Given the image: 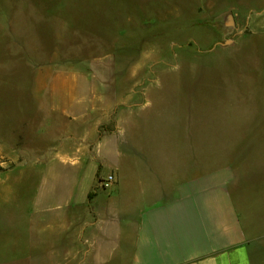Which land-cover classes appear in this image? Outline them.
<instances>
[{"label":"rangeland","instance_id":"rangeland-1","mask_svg":"<svg viewBox=\"0 0 264 264\" xmlns=\"http://www.w3.org/2000/svg\"><path fill=\"white\" fill-rule=\"evenodd\" d=\"M127 73L154 106L181 107L202 141L181 148L203 173L233 167L241 215L264 217V0H0V134L13 155L25 140L26 168L49 142V105L112 104Z\"/></svg>","mask_w":264,"mask_h":264},{"label":"crops","instance_id":"crops-1","mask_svg":"<svg viewBox=\"0 0 264 264\" xmlns=\"http://www.w3.org/2000/svg\"><path fill=\"white\" fill-rule=\"evenodd\" d=\"M125 76L112 104L49 105L32 167L25 140L13 155L0 134V161L16 163L0 168V264H264V217L241 215L235 169L203 173L201 154L180 146L200 144L201 129L125 81L144 74Z\"/></svg>","mask_w":264,"mask_h":264},{"label":"built area","instance_id":"built-area-1","mask_svg":"<svg viewBox=\"0 0 264 264\" xmlns=\"http://www.w3.org/2000/svg\"><path fill=\"white\" fill-rule=\"evenodd\" d=\"M113 180H114L113 175H110L109 177H107L106 182H107V183H108V182H112Z\"/></svg>","mask_w":264,"mask_h":264},{"label":"trees","instance_id":"trees-1","mask_svg":"<svg viewBox=\"0 0 264 264\" xmlns=\"http://www.w3.org/2000/svg\"><path fill=\"white\" fill-rule=\"evenodd\" d=\"M93 195H94V194H93V193H91V194L89 195V198H90V199H92Z\"/></svg>","mask_w":264,"mask_h":264}]
</instances>
